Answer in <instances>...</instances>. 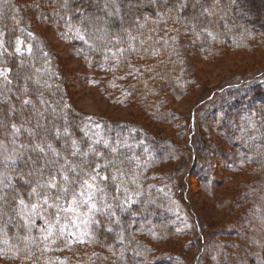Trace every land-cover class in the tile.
<instances>
[{
  "label": "trees",
  "instance_id": "obj_1",
  "mask_svg": "<svg viewBox=\"0 0 264 264\" xmlns=\"http://www.w3.org/2000/svg\"><path fill=\"white\" fill-rule=\"evenodd\" d=\"M32 3L0 0V139L8 142L5 138L16 132L21 145L10 167L9 161L0 160L7 174L0 182V264H183L175 252L155 247L174 232L169 217L174 195L167 191L170 196L159 189L144 190L125 207L113 199L93 218L85 253L74 256H60L62 239L45 241L40 227L26 216L34 198L56 194L54 181L62 176L76 180L96 171L109 182L112 171L133 175L135 151L120 143L127 135L141 140L137 150L152 159L174 151L167 138L155 136L144 123L106 118L97 120L110 136L109 144L92 143L86 129L98 121L71 104L61 70L52 53L41 49L32 19L61 36L67 26L78 28L77 55L89 68L111 60L114 69H122L138 61L128 94L149 116L165 118L169 94H182L189 84L185 57L212 61L230 51H253L264 39V0ZM234 87L222 91L221 106L211 111L212 117H220L221 143L209 142L194 151L184 172L187 187L191 179L205 189L216 185V175L227 163L232 171L253 173L254 192L264 185V69ZM217 88L207 97L225 90ZM249 114L255 118L246 129L241 119Z\"/></svg>",
  "mask_w": 264,
  "mask_h": 264
},
{
  "label": "rangeland",
  "instance_id": "obj_2",
  "mask_svg": "<svg viewBox=\"0 0 264 264\" xmlns=\"http://www.w3.org/2000/svg\"><path fill=\"white\" fill-rule=\"evenodd\" d=\"M20 1L33 4V0ZM32 20L33 28L41 37V49L52 53L61 70L71 104L98 121L86 129L92 143L104 140L105 145L109 144L110 136L104 134L97 120L106 118L144 123L155 136L167 138V143H172L174 148L168 156L152 159L137 150L142 146L141 140L134 141L127 135L120 143L135 151L133 175H127V170L112 171L111 181L107 182L106 174L88 171L76 180L62 176L54 181L56 194L51 198H34L25 210L30 221L42 230L43 239L61 238L63 245L57 249L60 256L84 254L97 213L113 199L125 207L142 191L154 188L165 195L166 191L174 195L169 204L173 235L157 242L156 248L175 252L181 262L184 260L183 264L193 261L196 264H264V185L254 192L253 173L242 172L243 169L232 171L227 163L216 175V185L205 189L194 179L188 181L189 187L183 184L184 172L194 151L209 142L221 143L220 117H212L211 111L221 106L223 93L264 69V39L260 37L253 51H230L212 61L192 55L185 57L188 87L177 96L169 94L165 118H156L145 113L128 94V86L137 71L132 67L137 69L138 61L122 69H114L111 60H107L106 66L89 68L77 55L74 36L78 28L67 26L62 33L65 35L61 36L38 19ZM28 46L29 43L25 47ZM215 87L225 90L208 98ZM254 118V114L245 115L241 122L247 129ZM17 137L13 132L11 137L5 138L9 143L0 139V160L9 161L8 167L21 149L20 143L15 141ZM3 165L0 182L7 177L3 174L6 169ZM112 187L120 192L112 194L108 190Z\"/></svg>",
  "mask_w": 264,
  "mask_h": 264
}]
</instances>
